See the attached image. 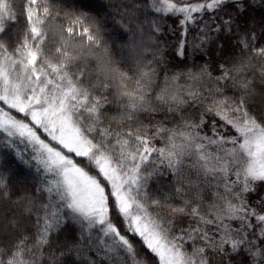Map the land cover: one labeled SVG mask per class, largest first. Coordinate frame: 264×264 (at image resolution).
I'll return each mask as SVG.
<instances>
[{"label":"snow or ice","instance_id":"snow-or-ice-1","mask_svg":"<svg viewBox=\"0 0 264 264\" xmlns=\"http://www.w3.org/2000/svg\"><path fill=\"white\" fill-rule=\"evenodd\" d=\"M0 264H264V0H0Z\"/></svg>","mask_w":264,"mask_h":264}]
</instances>
